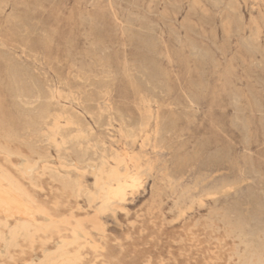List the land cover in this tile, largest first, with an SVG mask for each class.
Returning a JSON list of instances; mask_svg holds the SVG:
<instances>
[{
	"label": "rangeland",
	"instance_id": "obj_1",
	"mask_svg": "<svg viewBox=\"0 0 264 264\" xmlns=\"http://www.w3.org/2000/svg\"><path fill=\"white\" fill-rule=\"evenodd\" d=\"M52 96L84 155L28 131ZM114 156L153 169L100 215L67 168ZM0 173L38 212L14 241L0 214V264H264V0H0Z\"/></svg>",
	"mask_w": 264,
	"mask_h": 264
},
{
	"label": "bare ground",
	"instance_id": "obj_2",
	"mask_svg": "<svg viewBox=\"0 0 264 264\" xmlns=\"http://www.w3.org/2000/svg\"><path fill=\"white\" fill-rule=\"evenodd\" d=\"M164 6V5H163ZM161 15V14H160ZM38 26V25H37ZM205 26V25H204ZM131 28V27H130ZM41 32V31H40ZM131 36V35H130ZM139 44V43H138ZM26 49V48H25ZM72 52V51H71ZM30 53V52H29ZM84 54V53H83ZM34 55V54H33ZM42 57V56H41ZM11 58V57H10ZM11 60V59H10ZM13 60V59H12ZM47 60V59H46ZM15 62V61H14ZM8 63V62H6ZM55 63V62H54ZM91 63V62H90ZM14 64V63H13ZM17 64V63H16ZM10 65V63L8 64ZM61 65V64H60ZM73 67V66H72ZM77 69V68H76ZM71 70V69H70ZM76 71V70H75ZM53 73V72H52ZM113 73V72H112ZM113 75V74H112ZM19 77V76H18ZM110 77V76H109ZM113 77V76H112ZM13 79V78H12ZM80 79V78H79ZM15 79H13L14 81ZM18 80V79H17ZM106 81V80H105ZM13 83V82H12ZM18 83V82H17ZM81 83V82H80ZM21 84H19L20 86ZM32 85V84H31ZM114 85V84H113ZM11 87V86H10ZM16 87V86H14ZM113 88V87H112ZM149 88V87H148ZM165 88V87H164ZM20 89V88H19ZM18 91H21L19 90ZM33 89V88H32ZM47 89V88H46ZM40 91V90H39ZM52 91V90H51ZM16 93V92H15ZM21 93V92H20ZM49 94V92H47ZM51 93V92H50ZM106 94V93H105ZM17 95V94H16ZM21 95V94H20ZM18 95V96H20ZM38 95V94H37ZM55 95V94H54ZM69 96V95H68ZM74 96V95H73ZM101 96V95H100ZM149 96V95H148ZM39 97V95H38ZM37 97V98H38ZM58 97V95H57ZM62 97V96H61ZM71 97V96H70ZM104 97V95H103ZM145 97V96H144ZM11 98V97H10ZM23 98V97H22ZM21 98V99H22ZM59 98V97H58ZM19 99V98H17ZM40 98H38L39 100ZM50 100V98L48 97ZM47 99V100H48ZM74 99V98H73ZM152 99V98H150ZM103 100V99H102ZM142 100V99H141ZM147 100V97H146ZM149 100V99H148ZM147 100V101H148ZM27 101V100H26ZM54 101V96L51 98L50 104H48V109L41 111L38 115L33 116L32 121L30 119H27L30 121L29 129L28 131L38 133L39 136H43L45 141L51 145V147H54L58 153H61L63 151H66L68 149V146L70 147H76L79 149L80 153L83 155L87 151V146L90 144V135L86 133V131L83 130L81 125L77 122L80 120H75L70 116L65 115V113L61 112L58 114L52 115L49 111V108L51 107L52 102ZM65 101V100H63ZM152 100L148 101L151 102ZM156 101V100H155ZM33 102V101H32ZM36 102H39L36 100ZM44 102V101H43ZM46 102V101H45ZM58 102V101H57ZM146 101H144L145 103ZM153 102V101H152ZM30 103V102H28ZM47 103V102H46ZM45 103V105H46ZM146 102V104H148ZM33 104V103H32ZM36 104V103H35ZM34 104V105H35ZM37 105V104H36ZM152 103L149 105L151 106ZM27 106V104L25 105ZM31 108V104L29 105ZM40 106V104H39ZM145 105H143L144 107ZM147 106V105H146ZM145 106V107H146ZM43 107V106H42ZM97 107V106H96ZM148 107V106H147ZM54 108V107H52ZM51 108V109H52ZM81 108V107H80ZM170 108V107H168ZM97 109V108H96ZM164 109V106H163ZM40 110V109H39ZM139 111V110H138ZM188 111V110H187ZM112 112V111H111ZM148 112H150L148 110ZM158 112V111H157ZM156 112V115L158 116ZM185 112V111H184ZM25 114V113H24ZM36 114V111H35ZM112 114V113H111ZM147 117L149 118L150 116ZM151 114V113H149ZM100 115V113H99ZM103 115V114H102ZM118 115V114H117ZM140 115V113H139ZM32 116V115H31ZM101 116V115H100ZM108 116V115H107ZM121 116V115H120ZM152 116V115H151ZM29 117V116H28ZM81 117V116H80ZM99 118V116H98ZM152 118V117H151ZM156 118V117H155ZM32 119V117H31ZM159 119V117L157 118ZM127 121V119H125ZM152 120V119H151ZM148 120L147 121H151ZM121 121V120H120ZM92 122V121H91ZM157 123L158 121L155 120ZM154 122V123H155ZM97 124V123H96ZM117 124V123H116ZM120 124V123H119ZM125 124V123H122ZM121 124V125H122ZM120 126V125H119ZM148 125L145 126V128ZM155 126V125H154ZM144 127V126H143ZM142 127V128H143ZM149 127V126H148ZM157 127V126H156ZM108 128V127H107ZM139 128V127H137ZM136 128V130H137ZM141 128V127H140ZM139 128V129H140ZM142 128L140 131H142ZM144 128V130H145ZM68 129L74 130V133H66ZM122 129V128H121ZM129 129V128H128ZM135 129V128H134ZM138 129V130H139ZM88 131V129L86 128ZM131 130V129H130ZM137 130V132H138ZM143 132H146V130ZM157 130V129H156ZM129 131V130H128ZM126 130V132L128 133ZM130 132V131H129ZM133 133V131H131ZM156 133V132H155ZM154 133V134H155ZM126 135V133H125ZM132 135V134H131ZM146 135V134H144ZM152 135V134H151ZM156 135V134H155ZM130 137V135H126V137ZM158 136V135H157ZM128 137V138H129ZM144 137V136H143ZM149 138L147 135L146 138ZM167 137V136H166ZM133 138V136H131ZM136 138V136L134 137ZM145 138V137H144ZM147 138V139H148ZM151 138V137H150ZM168 138V137H167ZM138 140V138H136ZM135 139V140H136ZM146 139V140H147ZM156 139V138H155ZM130 140V139H129ZM128 140V141H129ZM145 142V139H143ZM171 140V139H170ZM9 141V139H8ZM148 141V140H147ZM45 142V144H46ZM132 142V141H131ZM143 142V143H144ZM145 144V143H144ZM148 144V142H147ZM163 144V143H162ZM142 145V144H141ZM149 145V144H148ZM155 146V145H154ZM164 146V145H161ZM160 146V147H161ZM159 147V148H160ZM96 148V147H95ZM140 148V147H139ZM164 148V147H162ZM156 150V149H155ZM160 150V149H159ZM154 151V149H153ZM90 152H92L90 150ZM103 152V151H102ZM161 152V151H160ZM164 152V151H163ZM2 153V152H1ZM95 154V153H94ZM103 155V153H101ZM113 154V153H111ZM105 155V153H104ZM116 155V154H115ZM96 158V155H93ZM118 156V155H117ZM228 156V155H227ZM132 157V156H131ZM135 157V156H133ZM137 157V156H136ZM8 158V157H7ZM94 158V159H95ZM138 158V157H137ZM131 159V158H130ZM136 159V158H135ZM146 159V158H145ZM144 159V160H145ZM113 161V165L109 164L108 161L102 160L99 166H96V163L89 162L90 164H94V166H85L84 168H79L78 166L69 167L68 170V181L67 185L69 188H71L74 192H76V196L79 193H88L86 189L85 182L83 181L84 178H86L87 175L92 176L94 178V189L90 193V197L93 201V204L95 206L96 212H98L100 215H103L107 213L108 211L113 210L117 205L122 204L127 200V193L131 190L139 189L144 185L145 182V176L146 173L151 172L153 169V165L150 162L141 163V161L137 160L135 161L134 170H131L128 168L127 163L124 161V159H120L118 157H113L111 159ZM110 160V161H111ZM10 161V160H9ZM100 162V161H99ZM134 162V161H133ZM187 162V161H186ZM82 163V161H81ZM130 163V162H129ZM88 164V162H87ZM181 164V163H180ZM129 165V164H128ZM185 165V164H184ZM11 166V165H10ZM133 166V165H132ZM13 167V166H12ZM18 168V167H17ZM21 168V167H19ZM43 168V167H42ZM63 169V168H62ZM38 170V164H31L29 162H25L22 166V173L25 175V177L29 176L31 177L35 172ZM44 170V168H43ZM17 171V170H16ZM55 171V170H54ZM39 172V171H38ZM37 172V173H38ZM17 173V172H16ZM21 175L23 176V174ZM55 173V172H54ZM57 174V173H55ZM227 174V173H226ZM20 175V174H19ZM74 175H77L79 178H75ZM22 176L21 179H22ZM65 177V176H64ZM81 177V178H80ZM55 178V177H54ZM66 178V179H67ZM24 180V179H23ZM29 180V179H28ZM63 182V181H61ZM156 182V181H155ZM237 188V187H236ZM34 189V188H33ZM25 192V191H24ZM23 190L18 187L14 182L11 180L9 175L5 173H0V214L4 216L6 219V222L3 224V228L7 229L9 231L8 238L11 241H14L19 236H22L23 234L28 233L29 227L27 226L29 222H36V215L38 212L34 211L25 203V194ZM82 196V195H81ZM80 209V208H79ZM40 211V210H39ZM123 211V210H122ZM126 211V210H125ZM47 212V211H46ZM121 213V212H120ZM122 214V213H121ZM40 215V214H39ZM48 216V215H47ZM47 218V217H46ZM65 218V217H64ZM49 219V218H48ZM12 220H26L28 223H24L21 225H17L14 228L10 226V222ZM49 220L52 221L50 218ZM91 222V220H90ZM17 223V222H16ZM53 223V222H52ZM60 223V222H59ZM63 224V223H62ZM61 224V225H62ZM66 223H64L65 226ZM57 226V225H56ZM63 226V225H62ZM31 227V226H30ZM99 227V226H98ZM36 228V227H35ZM72 227H70L71 229ZM41 229V228H40ZM73 229V228H72ZM55 230V229H54ZM47 231V230H46ZM41 232V231H40ZM76 239L81 238L83 234L82 230L80 229H74V232H72ZM65 234V233H64ZM35 235V234H34ZM71 235V234H70ZM37 236V234L35 235ZM4 237V234L0 231V240H2ZM86 238H89V236ZM83 239V240H86ZM73 239V238H72ZM34 242V240H31ZM41 242V240H38ZM62 241V240H60ZM91 241V240H90ZM68 242V241H67ZM66 242V243H67ZM70 242V241H69ZM64 241V244H66ZM89 243V242H88ZM88 243H86L88 245ZM93 243V242H92ZM70 244V243H69ZM69 246V245H68ZM75 246V245H74ZM90 246V245H89ZM62 247V245L60 246ZM83 248V247H82ZM32 249V247H31ZM78 253V252H77ZM77 255V254H76ZM73 256V255H72ZM67 253L63 248L55 255H46L43 264H76V257H72ZM37 260V259H36ZM82 261V260H81ZM98 261V260H97ZM256 262V261H255ZM81 263V262H80Z\"/></svg>",
	"mask_w": 264,
	"mask_h": 264
}]
</instances>
